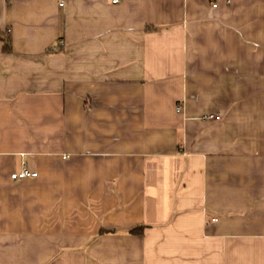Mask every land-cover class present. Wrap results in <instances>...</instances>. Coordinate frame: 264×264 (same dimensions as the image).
Wrapping results in <instances>:
<instances>
[{"label":"crops","instance_id":"obj_1","mask_svg":"<svg viewBox=\"0 0 264 264\" xmlns=\"http://www.w3.org/2000/svg\"><path fill=\"white\" fill-rule=\"evenodd\" d=\"M0 33V264H264V0H0Z\"/></svg>","mask_w":264,"mask_h":264},{"label":"built area","instance_id":"obj_2","mask_svg":"<svg viewBox=\"0 0 264 264\" xmlns=\"http://www.w3.org/2000/svg\"><path fill=\"white\" fill-rule=\"evenodd\" d=\"M112 2H117L118 0H111ZM215 6V4H214ZM181 106H177L176 110H180ZM208 119L211 120H217L219 119V115L218 114H214V113H209L205 116ZM37 175L36 171L30 170L26 167H22L19 170L13 171L10 173V178L13 180H18V179H22V178H26V177H35Z\"/></svg>","mask_w":264,"mask_h":264},{"label":"trees","instance_id":"obj_3","mask_svg":"<svg viewBox=\"0 0 264 264\" xmlns=\"http://www.w3.org/2000/svg\"><path fill=\"white\" fill-rule=\"evenodd\" d=\"M0 43H1V49L6 51L10 49V42L9 39L6 36L1 35L0 33ZM142 225H138L131 229V232L139 233L142 230Z\"/></svg>","mask_w":264,"mask_h":264}]
</instances>
